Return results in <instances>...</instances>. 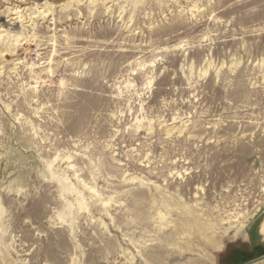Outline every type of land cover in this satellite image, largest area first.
I'll list each match as a JSON object with an SVG mask.
<instances>
[{"label":"rangeland","instance_id":"1","mask_svg":"<svg viewBox=\"0 0 264 264\" xmlns=\"http://www.w3.org/2000/svg\"><path fill=\"white\" fill-rule=\"evenodd\" d=\"M0 18V264H264V0Z\"/></svg>","mask_w":264,"mask_h":264},{"label":"bare ground","instance_id":"2","mask_svg":"<svg viewBox=\"0 0 264 264\" xmlns=\"http://www.w3.org/2000/svg\"><path fill=\"white\" fill-rule=\"evenodd\" d=\"M1 19V18H0Z\"/></svg>","mask_w":264,"mask_h":264}]
</instances>
